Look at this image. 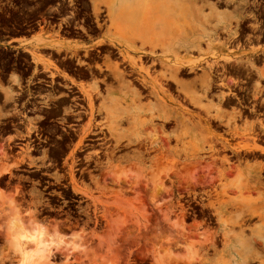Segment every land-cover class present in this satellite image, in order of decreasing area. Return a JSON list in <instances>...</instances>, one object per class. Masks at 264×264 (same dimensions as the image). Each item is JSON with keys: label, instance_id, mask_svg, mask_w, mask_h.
Masks as SVG:
<instances>
[{"label": "flooded vegetation", "instance_id": "af4514ba", "mask_svg": "<svg viewBox=\"0 0 264 264\" xmlns=\"http://www.w3.org/2000/svg\"><path fill=\"white\" fill-rule=\"evenodd\" d=\"M144 1L0 0V152L20 161L0 176L13 171L26 186L36 177L52 198L55 188L65 187L55 176L70 175L68 161H74V176L92 171L94 165L85 169L82 160L103 148L97 110L116 83L105 66L115 63L124 72L132 67L130 74L149 80L164 71L161 63L175 64L180 82L157 93L148 84L140 90L141 102L162 96L173 116L165 128L176 125L175 108L190 127L210 129L218 162H228L230 172L252 165L246 173L264 187V0H155L161 6L142 8ZM153 9L158 18L181 20L179 28L158 23L152 49L148 32L146 45L115 40L109 14L119 21ZM130 62L146 67L139 73ZM93 82L98 91L84 90ZM29 159L44 162L29 168ZM256 204L264 216V201ZM260 220L247 222L258 226L256 236L246 233L241 240L247 248L238 251L253 258L245 264H264Z\"/></svg>", "mask_w": 264, "mask_h": 264}, {"label": "rangeland", "instance_id": "374dc122", "mask_svg": "<svg viewBox=\"0 0 264 264\" xmlns=\"http://www.w3.org/2000/svg\"><path fill=\"white\" fill-rule=\"evenodd\" d=\"M94 83L84 90H94ZM108 90L98 106L107 112L97 110L103 148L82 160L85 169L94 165L92 171L74 176V161H68L70 175L55 176L65 187L56 184L52 198L36 177L26 186L13 171L0 176L3 195L16 200L30 232L54 231L55 242L61 241L43 247L41 264H245L253 259L238 251L246 233L256 236L258 225H247L250 218L264 221L256 209L264 201V187L246 173L253 166L227 171L230 164L215 158L213 132L190 127L175 108L177 123L165 128V117L173 116L162 96L139 99L135 107L127 106L131 95L117 83ZM43 162L29 159V168ZM16 163L0 152V175ZM25 240L11 243L0 219V264H18L22 252L35 257L36 239Z\"/></svg>", "mask_w": 264, "mask_h": 264}, {"label": "bare ground", "instance_id": "6f19581e", "mask_svg": "<svg viewBox=\"0 0 264 264\" xmlns=\"http://www.w3.org/2000/svg\"><path fill=\"white\" fill-rule=\"evenodd\" d=\"M108 15V14H107ZM163 16V15H162ZM161 16V17H162ZM172 16V15H170ZM110 22H113V16L111 14L108 15ZM125 19H127V21L129 20V22H131L133 25L130 26H126L123 28H117L115 27L113 24H111L114 29H115V40H117L118 42H130V43H134L136 42L135 40H139L141 43L145 41L143 40L146 36L145 34L148 32V34H150L151 36H146L148 39V41L146 42H152V47L150 49H152L156 43H158V40H153L152 36H153V31L152 30H144L143 27H147L151 25H154L155 23H169L171 24V26H175L178 25L180 23L179 20H175L176 17L173 19L172 17H168L166 20L164 18H158L156 16L155 11H151V12H146V14L138 16V15H124L121 19V22H125ZM180 19V18H179ZM115 21V20H114ZM150 23V24H149ZM109 39V38H108ZM146 39V38H145ZM107 40V39H106ZM112 40V39H111ZM114 40V39H113ZM147 40V39H146ZM102 41V40H101ZM110 41V40H109ZM104 42V41H103ZM108 42V41H107ZM112 42V41H111ZM129 44V43H127ZM122 45V44H121ZM133 45V44H132ZM138 45V44H137ZM146 45V43H145ZM163 45V44H160ZM130 46V44H129ZM126 47V46H125ZM148 48V49H149ZM162 48V47H161ZM127 49V48H126ZM132 49V48H131ZM139 49V48H138ZM147 49V48H146ZM163 49V48H162ZM144 50V49H143ZM141 51V50H140ZM154 51V50H153ZM128 52V51H127ZM127 52H124L125 55ZM145 53V52H144ZM128 54V53H127ZM165 54V53H164ZM121 55H123V52L121 53ZM154 55V54H153ZM130 56V54H129ZM131 58V57H129ZM132 59V58H131ZM130 59V60H131ZM139 59V58H138ZM141 59V58H140ZM129 60V61H130ZM149 61V59H147ZM123 61V60H122ZM136 62V61H135ZM135 62H130V64L134 67L135 65H138V72L139 70H143V67L145 69L146 65L143 66L142 68L140 67L141 64L139 65V63H135ZM146 62V61H145ZM156 62V61H155ZM108 63V62H107ZM128 63V62H127ZM141 63V62H140ZM143 63V62H142ZM152 63V62H151ZM150 63V64H151ZM164 63V62H162ZM129 64V65H130ZM149 64V65H150ZM119 65V64H118ZM126 65V64H125ZM144 65V64H143ZM148 65V66H149ZM159 65H161V69L163 70V66H164V71L162 73H158L159 75L157 77L154 78L152 76V80H154L153 82L155 84H157L161 90L165 89L168 90L169 87L171 88L172 86H174L176 83H178V80L176 78V74L175 72L177 71V66H175L174 64H161L159 63ZM158 65V66H159ZM152 66L154 67V65L151 64V67L149 66V69H152ZM182 66V65H181ZM105 67H108L112 73V77L115 80V82L118 84L119 88L123 89L124 91L130 93L131 95V99L130 100H125V103L127 104V101H129V104H127V106H131V105H135L136 102H139V96H140V90H143L144 87H146L148 84L151 85L152 87L154 86L153 82L151 80H147V78L142 77L140 75V77L133 76L131 73L132 67L129 73L128 72H124L122 71V68L120 69V67H117V64H113V65H107ZM125 68V67H124ZM146 69L147 71L149 69ZM144 71V70H143ZM133 72V70H132ZM146 72V71H145ZM144 72V73H145ZM152 71L149 70V74H151ZM105 73V72H104ZM140 73V72H139ZM149 74L147 76H149ZM144 75V74H143ZM110 77V76H109ZM151 78V77H150ZM175 83V84H174ZM174 84V85H173ZM172 85V86H171ZM152 87L150 89H152ZM143 88V89H141ZM155 89V88H154ZM153 89V92H154ZM159 89V88H158ZM173 89V88H172ZM95 90H97V87H95ZM146 90V89H145ZM157 90V89H156ZM155 90V91H156ZM170 90V89H169ZM168 90V91H169ZM98 91V90H97ZM152 92V93H153ZM157 93V91H156ZM118 97V96H117ZM169 99V98H168ZM90 104V103H89ZM103 104V103H102ZM101 106V105H100ZM135 107H139L138 104L135 105ZM99 110H103L105 112L106 109L102 106V108H99ZM117 112V111H115ZM171 120V116L168 115L165 117V120ZM168 120V121H169ZM98 134V133H97ZM141 146V145H140ZM225 158V157H224ZM153 176V175H152ZM188 178V177H187ZM212 180V179H211ZM154 187H151V189H154ZM155 190V189H154ZM155 193V192H154ZM157 196V193H156ZM20 210L18 207V204L16 202V200L12 197L9 196H5L3 195L1 189H0V219L2 220L3 223V227H4V231L9 235L10 237V242H18V241H22L24 239L25 242L28 240L36 239L37 241V245H39V249L37 252H35V257L32 256V259H30L31 256L28 255L27 252H22L21 253V258L20 261L18 262V264H30V262H34L35 264H41L45 261L46 257L43 251V247H48L49 244H51V246H58L61 241L55 242L54 238L56 239V234L53 232H48L47 233H43L42 229L40 230H36L34 229L32 232H30V230L26 227L27 222L24 221V218L20 216L19 214ZM29 224V223H28ZM27 224V225H28ZM29 226V225H28ZM59 236V235H58ZM74 237V236H72ZM71 237V238H72ZM30 238V239H29ZM45 239V240H44ZM77 238L75 237L74 240H76ZM63 240V239H62ZM78 240V239H77ZM76 240V241H77ZM20 241V242H21ZM24 243V242H21ZM74 243V241H73ZM13 245H17L15 243H13ZM50 246V247H51ZM42 248V249H41ZM45 249V248H44ZM46 253V252H45ZM47 254V253H46ZM49 254V253H48ZM51 256V255H50ZM34 257V258H33ZM48 258V256H47ZM34 259V260H33ZM46 262V261H45Z\"/></svg>", "mask_w": 264, "mask_h": 264}, {"label": "crops", "instance_id": "0c3cea01", "mask_svg": "<svg viewBox=\"0 0 264 264\" xmlns=\"http://www.w3.org/2000/svg\"><path fill=\"white\" fill-rule=\"evenodd\" d=\"M130 2H127V4H129ZM144 6H140V7H142V8H144V7H150V8H153V7H157V6H161V4H159V3H157L155 0H150V1H148V0H145L144 1ZM124 5V4H123ZM118 6V5H117ZM151 11H155L154 9L153 10H148L147 12H151ZM156 12V11H155ZM136 13H140V14H146V11H144V10H142V11H136ZM117 22H120V23H122V24H117ZM113 25L115 26V27H117V28H123V27H126V26H128V25H126V22H121V20H119V21H114V18H113ZM150 24V23H149ZM131 27V26H130ZM160 27V25L158 24V23H155L154 25H151L150 24V26H147V27H143L144 28V30H152V31H154L155 29H157V28H159ZM173 28L175 29H178L179 28V25H175V26H173ZM239 247H241V248H247V246H245V244L243 243V242H241V244L239 245Z\"/></svg>", "mask_w": 264, "mask_h": 264}]
</instances>
